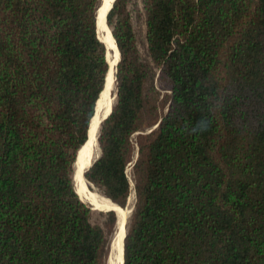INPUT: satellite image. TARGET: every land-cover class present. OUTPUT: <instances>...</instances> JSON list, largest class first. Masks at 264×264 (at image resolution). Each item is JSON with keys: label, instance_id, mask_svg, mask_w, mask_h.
Segmentation results:
<instances>
[{"label": "trees", "instance_id": "obj_1", "mask_svg": "<svg viewBox=\"0 0 264 264\" xmlns=\"http://www.w3.org/2000/svg\"><path fill=\"white\" fill-rule=\"evenodd\" d=\"M100 1L0 0V264L107 255L117 215L73 181L109 81ZM107 25L116 93L87 183L124 206L132 137L158 125L123 264H264V0H114Z\"/></svg>", "mask_w": 264, "mask_h": 264}, {"label": "bare ground", "instance_id": "obj_2", "mask_svg": "<svg viewBox=\"0 0 264 264\" xmlns=\"http://www.w3.org/2000/svg\"><path fill=\"white\" fill-rule=\"evenodd\" d=\"M111 2H113V0H101L99 7L97 9V19H98L97 27L99 24V29L101 31V34H102L104 42H105V43L104 42L103 43L105 44L107 51H108L107 57H108V63H109V81L107 84L105 98L99 107L97 104L95 114H94L93 118L91 119L89 130H88V139L89 140H87L88 142L85 143V145H84L85 147L83 146L84 148L82 147L78 153L76 165L79 166L80 170H78L77 175H75L74 184H75V191L79 195V197H81L83 200H86V202L88 201L92 206L94 205L93 206L94 209H97V210H100V209H102V210H114L118 214V216H119L118 231L114 237V241L112 244V250H114V252H115V264H122V262H123L122 240H123V237L125 234V218H122V215L119 212L120 210H118V208L120 209V207L113 205L108 199H106V198L102 199L100 197H97L92 192L88 191L87 190L88 189L87 183L83 179V177H81V175H80L82 169L84 167H86L89 164V162L97 155V152H96V149H97V138H96L97 137V135H96L97 127L99 126V123L102 120V118L108 113V111L110 109V106L112 104L113 95H114L112 92H114V90H115L114 89V71H115V63L117 61L115 58V53L117 51V47H116L115 42H114V40L110 34L109 29L107 28V26L105 24V16H106L107 11L111 7V5H110V4H112ZM117 53H118V51H117ZM112 89H114V90H112ZM102 97H103V95H102ZM90 147L92 148V150L89 152V155L87 156L86 160H84V161L79 160L78 161L80 156L82 157V155L84 153H87L86 151ZM93 150H94V152H93ZM95 153H96V155L94 156ZM100 206H102V207H100ZM129 206H131V205H129ZM106 207H108L109 209ZM130 209H131V207H130ZM126 213L127 212H125V216H126ZM120 249H121V255H120ZM119 257H120V259H119Z\"/></svg>", "mask_w": 264, "mask_h": 264}, {"label": "rangeland", "instance_id": "obj_3", "mask_svg": "<svg viewBox=\"0 0 264 264\" xmlns=\"http://www.w3.org/2000/svg\"><path fill=\"white\" fill-rule=\"evenodd\" d=\"M112 3V2H111ZM111 5V4H110ZM137 22V20H136ZM115 84H116V80H115ZM156 86L158 87V89L160 90V94H161V103H160V115L164 114L167 110V107H168V95H169V91L167 90V87L164 86V84L158 79L156 78ZM115 89V90H114ZM114 92H112L114 95H113V98L115 96V92H116V87H114ZM113 100V99H112ZM156 128V126H153L151 128H148L146 129L145 131H141V132H138L136 133L133 137H132V156H131V161L129 162L128 166H127V169H126V173H127V176L129 178V181H130V186H131V189H130V193H129V197L126 201V204L124 206H119L120 208L124 209L125 211L123 212H120L121 215H122V218H125V231H127V228H128V224L131 220V217H132V214H133V210H134V205H135V201H136V196H135V191H134V176H133V166L135 164V161L137 159V156H138V143H139V139L141 137H143L144 135H147L148 133H150L151 131H153L154 129ZM92 150V148H88V150L86 151L87 153H84L82 155V157L80 156V158L78 159L79 160H86L87 156L89 155V152ZM94 152V150H93ZM96 154V153H95ZM129 168V169H128ZM88 184V191L92 192L93 194H95L97 197H100V198H105L101 193H99L94 187H92L91 185ZM134 198V199H133ZM87 205H89L90 207H93L92 205H90V203L86 200H83ZM130 202V203H129ZM133 204V205H132ZM131 205V206H129ZM96 206V205H95ZM118 206V205H117ZM102 207V206H100ZM131 207V209H130ZM108 208V207H106ZM109 209V208H108ZM127 210V211H126ZM95 213H105V212H108L107 210H93ZM125 212L126 213V216H125ZM116 213V212H115ZM117 215V219H118V223H117V228L112 236V239H111V244L109 246V249L107 251V255L105 256L104 258V261H103V264H115V252L114 250H112V244H113V241H114V237L118 231V224H119V216L118 214L116 213ZM128 216V217H127ZM127 217V218H126ZM128 219V220H127ZM127 222V223H126ZM113 252V253H112ZM112 257V258H111ZM120 259V257H119Z\"/></svg>", "mask_w": 264, "mask_h": 264}, {"label": "water", "instance_id": "obj_4", "mask_svg": "<svg viewBox=\"0 0 264 264\" xmlns=\"http://www.w3.org/2000/svg\"><path fill=\"white\" fill-rule=\"evenodd\" d=\"M113 2H114V0H113ZM113 2H112V4H111V7H110V9L107 11V13H106V16H105V24H106V26L108 27V25H107V15H108V13H109V11L111 10V8H112V5H113ZM109 31H110V29H109ZM110 34H111V31H110ZM111 36H112V34H111ZM113 38V37H112ZM114 40V39H113ZM102 42V41H101ZM115 42V41H114ZM103 43V42H102ZM104 44V43H103ZM116 45V44H115ZM117 47V46H116ZM117 51H118V49H117ZM106 57H107V54H106ZM118 61H119V52H118V60L116 61V63H115V71H114V87H116V84H115V80H116V66H117V64H118ZM109 64V63H108ZM109 71V70H108ZM105 83H106V81H105ZM116 93V92H115ZM114 98H115V96H114ZM114 98H113V100H112V104H111V106H110V109H109V111H108V113L102 118V120L100 121V123L102 122V121H104L108 116H109V114L111 113V110H112V105H113V102H114ZM100 123H99V126H100ZM99 126L97 127V133H96V135H98V130H99ZM157 126L158 125H156V128H157ZM97 138V137H96ZM83 147V146H82ZM96 154H94V156H95ZM77 157H78V155H77ZM97 157V155L89 162V164L86 166V167H84L83 169H82V171H81V173H80V175H81V177H83V179L85 180V177H84V174H85V172L88 170V168L91 166V164L93 163V161L95 160V158ZM77 160V159H76ZM78 170H80L79 169V166L78 165H76V161H75V164H74V172H73V181H74V178H75V175H77V171ZM79 175V174H78ZM86 181V180H85ZM86 183H87V181H86ZM74 186H75V184H74ZM87 187H88V184H87ZM78 195V194H77ZM79 196V195H78ZM82 201H83V199L81 198V197H79ZM113 205H115V206H117L114 202H112L111 200H109ZM84 202V201H83ZM91 205V204H90ZM117 207H119V206H117ZM92 208V210H96V209H94V207H91ZM107 211H112V212H115L114 210H107ZM125 236H126V231H125V234H124V237H123V240H122V249H123V252H122V258H123V262H124V238H125ZM123 262H122V264H123Z\"/></svg>", "mask_w": 264, "mask_h": 264}]
</instances>
